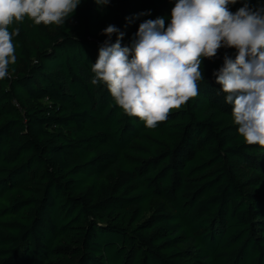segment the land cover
I'll return each instance as SVG.
<instances>
[{
    "label": "trees",
    "instance_id": "1",
    "mask_svg": "<svg viewBox=\"0 0 264 264\" xmlns=\"http://www.w3.org/2000/svg\"><path fill=\"white\" fill-rule=\"evenodd\" d=\"M174 3L82 0L63 26L13 25L0 264H264V148L239 136L213 76L235 49L205 59L199 94L154 129L90 83L104 28L128 45L144 20L167 25Z\"/></svg>",
    "mask_w": 264,
    "mask_h": 264
},
{
    "label": "clouds",
    "instance_id": "2",
    "mask_svg": "<svg viewBox=\"0 0 264 264\" xmlns=\"http://www.w3.org/2000/svg\"><path fill=\"white\" fill-rule=\"evenodd\" d=\"M81 2L0 0V80L10 78V66L17 62L14 38L20 28L13 25L27 19L34 25L63 26ZM95 2L104 6L111 0ZM238 2L242 6L231 11L229 5ZM101 34L107 39L92 64L90 83L104 85L124 114L139 118L149 129L199 94L205 59H214L221 48L235 49L234 57L225 53L213 76L224 102L231 106L239 136L248 145L264 148V3L260 0L256 5L251 0H175L167 25L164 17L144 20L128 45H122L125 33L115 25Z\"/></svg>",
    "mask_w": 264,
    "mask_h": 264
},
{
    "label": "rangeland",
    "instance_id": "3",
    "mask_svg": "<svg viewBox=\"0 0 264 264\" xmlns=\"http://www.w3.org/2000/svg\"><path fill=\"white\" fill-rule=\"evenodd\" d=\"M159 202L158 200L156 201V203Z\"/></svg>",
    "mask_w": 264,
    "mask_h": 264
}]
</instances>
